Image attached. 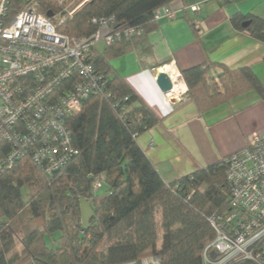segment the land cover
Listing matches in <instances>:
<instances>
[{
	"label": "trees",
	"instance_id": "1",
	"mask_svg": "<svg viewBox=\"0 0 264 264\" xmlns=\"http://www.w3.org/2000/svg\"><path fill=\"white\" fill-rule=\"evenodd\" d=\"M56 1L38 0V11L53 15ZM171 1L88 0L58 25L60 33L79 38L97 30L93 18L112 17L113 30L142 33L101 42V50L95 44L91 60L104 85L69 117V146L76 152H68L62 166L46 173L26 154L1 173L0 264H124L151 255L160 264H203V248L214 237L207 217L228 208L225 158L165 182L136 141L159 118L109 65L132 50L144 62L151 51L147 36L158 26L154 12ZM21 4L13 0L10 14ZM230 22L264 42V19L233 14ZM180 73L186 97L201 112L250 90L264 101V84L250 67L206 61ZM97 176L103 190L93 191ZM81 198L94 211L89 226L82 223Z\"/></svg>",
	"mask_w": 264,
	"mask_h": 264
},
{
	"label": "built area",
	"instance_id": "2",
	"mask_svg": "<svg viewBox=\"0 0 264 264\" xmlns=\"http://www.w3.org/2000/svg\"><path fill=\"white\" fill-rule=\"evenodd\" d=\"M12 1L0 0V175L26 154L50 173L65 163L68 152H76L69 146V117L104 85L91 60L95 44L140 35L142 28L116 31L112 17L93 18L96 31L70 37L57 27L88 0H57L51 16L38 11V0H21L11 15ZM190 9L199 12L197 4ZM160 17L173 19L175 13L166 5L154 12ZM161 71L172 84L169 99L180 101L187 87L174 61ZM224 161L228 208L207 217L214 237L203 248V264H264V136L252 134ZM102 183V176L95 177L92 190ZM124 264H160V259L151 255Z\"/></svg>",
	"mask_w": 264,
	"mask_h": 264
},
{
	"label": "crops",
	"instance_id": "3",
	"mask_svg": "<svg viewBox=\"0 0 264 264\" xmlns=\"http://www.w3.org/2000/svg\"><path fill=\"white\" fill-rule=\"evenodd\" d=\"M194 4L197 14L190 9ZM167 6L175 17L157 19V28L147 36L151 51L144 62L132 50L109 65L159 118L136 141L162 179L171 182L245 147L254 133L264 136V101L254 91L201 112L186 94L170 100L156 82L171 61L179 71L208 61L230 69L250 67L264 84V42L230 22L233 14L264 19V0H172Z\"/></svg>",
	"mask_w": 264,
	"mask_h": 264
},
{
	"label": "water",
	"instance_id": "4",
	"mask_svg": "<svg viewBox=\"0 0 264 264\" xmlns=\"http://www.w3.org/2000/svg\"><path fill=\"white\" fill-rule=\"evenodd\" d=\"M249 21H245L243 22V26L247 27L249 25ZM156 82L157 85L159 86V88L163 91V92H170L171 88H172V84L171 81L168 77V75L161 71L158 73L157 77H156ZM80 206H81V219H82V223L84 226H89L90 225V220L93 218L94 216V211L91 205V202L86 200L85 198H81L80 199ZM211 256L214 257L215 253L212 252Z\"/></svg>",
	"mask_w": 264,
	"mask_h": 264
},
{
	"label": "rangeland",
	"instance_id": "5",
	"mask_svg": "<svg viewBox=\"0 0 264 264\" xmlns=\"http://www.w3.org/2000/svg\"><path fill=\"white\" fill-rule=\"evenodd\" d=\"M99 44H101V45H102V43H101V42H100V43H98V45H99ZM100 190H103V188H102V189L100 188ZM19 248H20V246H19Z\"/></svg>",
	"mask_w": 264,
	"mask_h": 264
}]
</instances>
